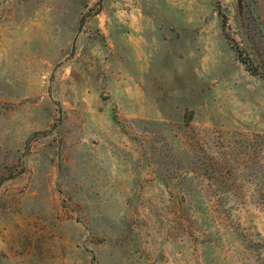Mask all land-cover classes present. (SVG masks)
Wrapping results in <instances>:
<instances>
[{
	"label": "rangeland",
	"instance_id": "obj_1",
	"mask_svg": "<svg viewBox=\"0 0 264 264\" xmlns=\"http://www.w3.org/2000/svg\"><path fill=\"white\" fill-rule=\"evenodd\" d=\"M0 264H264V0H0Z\"/></svg>",
	"mask_w": 264,
	"mask_h": 264
}]
</instances>
